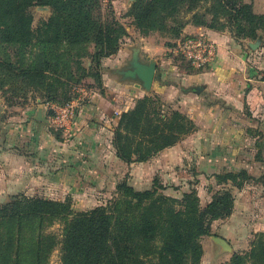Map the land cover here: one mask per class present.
Returning <instances> with one entry per match:
<instances>
[{
    "label": "trees",
    "instance_id": "obj_1",
    "mask_svg": "<svg viewBox=\"0 0 264 264\" xmlns=\"http://www.w3.org/2000/svg\"><path fill=\"white\" fill-rule=\"evenodd\" d=\"M203 3H210L203 12L198 9L190 20L179 19L182 10L191 12ZM34 4L52 9L50 17L36 28L31 27L28 11ZM100 8V0H0V44L16 47L18 55L29 52L32 57L29 66L21 69L0 59V88L8 85L7 78L22 77L27 88L44 92L43 104L69 102L74 97L58 76L59 61L62 55L89 44L96 51L82 70L96 63L95 77L99 81L101 58L115 53L126 34L117 21L104 20ZM129 14L143 33L167 29L178 38L191 22L213 30L229 27L236 39L250 40L258 31L264 38V15L253 13L243 0H137ZM218 18L223 19L221 27L216 26ZM75 62L82 64L78 59ZM158 97L136 98L133 107L121 113L112 142L116 156L125 163L147 161L195 129L193 120L177 109H162ZM216 178L221 182L232 180L239 186L250 179L245 170L224 172ZM116 193L119 195L108 207L80 212H72L66 201L21 194L20 199L0 207V227L8 217L21 222L24 216L59 217L64 223L61 264H199L203 254L200 237L209 233L212 220L229 216L234 206V197L227 190L215 193L202 207L194 192L185 193L177 202L158 194L155 188L135 190L122 181L116 185ZM22 231L19 223L18 251ZM34 244L40 262L39 234ZM251 257L253 264H264V248L260 244L253 248ZM241 259L232 257L235 262Z\"/></svg>",
    "mask_w": 264,
    "mask_h": 264
},
{
    "label": "rangeland",
    "instance_id": "obj_2",
    "mask_svg": "<svg viewBox=\"0 0 264 264\" xmlns=\"http://www.w3.org/2000/svg\"><path fill=\"white\" fill-rule=\"evenodd\" d=\"M137 0H100L101 17L105 20H115L121 24L126 34L119 40V46L115 53L104 56L100 60V75L97 81L96 71L97 64L93 63L92 67H88L83 72L88 63L93 60L92 55L96 51L93 44L85 45L82 50L73 49L66 55H62L59 61L58 76L61 81L67 84L69 94L73 99L80 98L84 102L88 94L92 91H100L103 84V73L110 71L115 73V76L122 80L125 84H133L139 82L131 78H126L120 73L121 70L129 67L133 50H139L143 54L144 61H149L147 52L153 50V58L157 62L155 77H159L166 82H181V78H194L195 81L184 86L190 96H195L196 93L202 92V85L195 78V75L202 71H209L211 66L203 69H195L191 67L183 58L177 55L174 51L176 41L185 35L187 26H194L191 22L187 23L184 28V34L181 37H176L169 30H152L143 33L134 23L132 15L129 14L131 6ZM249 4L253 13L264 15V0H243ZM210 3H203L197 9L191 12L182 10L180 17L182 20H190L192 14L199 9L203 12L206 6ZM32 16L31 27H38L43 21L47 20L52 9L49 5L34 4L28 9ZM206 19H210L206 15ZM173 23L172 21H170ZM217 27H221L223 19L218 18L216 21ZM177 24V23H176ZM195 27V26H194ZM204 27V26H203ZM209 29V28H208ZM213 30V29H210ZM218 32H228L232 35V30L229 27ZM195 33H187L193 35ZM260 40L259 45L250 50L247 44L241 43L248 53V57L256 60H264L263 53L260 52L262 44H264L263 32L258 31L256 37H250V42L255 43ZM249 41V40H248ZM120 50H122L120 52ZM218 53V52H217ZM256 56H255V55ZM155 57V58H154ZM0 59H7L16 68H26L32 62V57L29 52H23V55H18V50L14 46L0 44ZM79 60L82 64L79 66L75 60ZM165 59V60H164ZM118 63V67L114 68V64ZM37 66L42 67L41 61L36 62ZM8 81V85L0 88V143L7 141V134L10 127L19 126V123L24 124V117L30 118L34 116L37 110L41 108L44 112L41 116L45 117V123L40 124L45 126L47 132H53L59 137L64 135L50 126L47 122L49 108L43 104L44 92L34 90L26 86V81L22 77H15ZM160 82V81H159ZM158 84V83H157ZM131 87V86H130ZM158 86L156 85L155 88ZM60 91V95H61ZM143 96L158 97L155 91H144L141 88ZM167 95L169 101L178 98V94ZM212 94V93H211ZM68 96V95H67ZM64 97V96H62ZM159 98V97H158ZM165 98V97H164ZM205 104H211L210 97H205ZM162 109L177 107L176 105H168L167 101L160 99ZM166 100V99H165ZM164 102V103H163ZM196 102V101H195ZM194 102V103H195ZM264 113H261L259 120L262 118V123L256 122L257 117H252L250 121L257 128L264 130ZM239 127L246 128L249 123H243L241 117H236ZM39 120H35L38 123ZM203 124L201 126H207ZM242 125V126H240ZM59 132V133H58ZM200 135V134H199ZM192 134L186 138L175 150L166 156V164L161 165L159 160L153 162L151 166V174L145 178H139L132 173L133 167L124 166L123 176L114 182L106 180L98 183L91 182V191L78 193L75 196L68 195L62 198H47L49 200L68 202L72 212L90 211L97 207H108L109 203L116 199L119 195L116 193V185L125 181L135 190H145L155 188L158 194H164L168 197L175 198L177 202L183 199L185 193L194 192L199 198L200 206H205L212 196L218 191H230L234 197L233 211L229 216L217 218L211 221L209 233L200 237V243L203 248L199 264H253L251 252L253 248H264V132L254 133H237L236 154L233 148L224 145L215 144L211 137H222L227 139L225 134H211L205 137ZM231 134L229 135V137ZM201 138V140H199ZM233 138V136L231 137ZM207 139V140H206ZM234 155V156H233ZM220 160V162H219ZM157 162V163H156ZM245 168L250 179H245L240 186L232 180L221 182L216 178L217 174L224 172L239 173ZM221 172V173H219ZM216 173V174H214ZM262 175V178H261ZM260 176V177H259ZM259 177V179H258ZM238 181V180H237ZM102 185V186H101ZM103 187V192H99L95 187ZM21 193L5 196L0 194V207L7 205L21 198ZM42 198V197H38ZM10 206H12L10 204ZM19 223L23 226L22 238L20 239V250L17 247L16 230ZM1 241H0V264H61V246H62V231L64 223L59 217H51L46 215L43 218L24 216L21 220L8 217L1 224ZM41 236L40 262L36 258L37 248L34 244L36 236ZM214 237H219L229 245L230 248L223 247L219 242L214 240ZM237 255L241 260L232 261V257Z\"/></svg>",
    "mask_w": 264,
    "mask_h": 264
},
{
    "label": "crops",
    "instance_id": "obj_3",
    "mask_svg": "<svg viewBox=\"0 0 264 264\" xmlns=\"http://www.w3.org/2000/svg\"><path fill=\"white\" fill-rule=\"evenodd\" d=\"M200 32L207 34L217 44L218 53L209 71L195 75L203 87L202 92L196 93V100L192 98L195 96L188 95V91L183 89L195 81L190 76L182 77L181 82L176 83L155 77L151 88L168 105L177 104V107L172 108L193 120L195 129L192 132L147 161L128 164L119 159L112 142L115 127L121 113L133 107L134 100L143 95L141 88L136 87L135 83L125 84L115 73L106 71L103 73L101 90H91L86 100L80 104L70 133L56 137L53 132L44 130L45 126L40 125L45 123V117L39 115L44 113L41 108L31 119L25 116L24 124L19 123L17 128L10 127L7 141L0 143V194L9 196L21 193L29 197L51 199L75 196L94 189L91 182H114L121 178L125 165L133 167L132 173H136L139 178H145L151 174L154 161L161 158L159 163L166 164L163 159L192 134L205 137L227 133V139L213 136L211 140L220 145L221 149L224 145L233 148V153L236 154V150L240 148L235 140L238 132H264L250 124L252 117L258 118L255 123H262V118L259 120V117L264 113V60L248 57L241 44H247L252 50L248 39H236L228 32L205 27L185 28V34ZM260 46V52L257 53L264 54V46ZM144 55L152 59L153 50ZM139 56L144 61L141 51ZM118 65L116 63L113 67L117 68ZM171 93L179 95L173 101L174 104L166 98ZM205 97H210L212 103H203L202 99L206 101ZM38 116L43 119L37 118ZM236 117H241L243 123L246 120L245 123L250 126L239 127ZM36 119L39 120L38 123H35ZM205 123L210 125L201 126ZM101 186L95 187L100 193L104 189Z\"/></svg>",
    "mask_w": 264,
    "mask_h": 264
},
{
    "label": "built area",
    "instance_id": "obj_4",
    "mask_svg": "<svg viewBox=\"0 0 264 264\" xmlns=\"http://www.w3.org/2000/svg\"><path fill=\"white\" fill-rule=\"evenodd\" d=\"M173 49V52L195 69L211 66L217 59V44L202 32L179 38ZM82 101L76 98L64 104L46 103V107L50 110L47 118L48 124L58 131L70 133Z\"/></svg>",
    "mask_w": 264,
    "mask_h": 264
},
{
    "label": "water",
    "instance_id": "obj_5",
    "mask_svg": "<svg viewBox=\"0 0 264 264\" xmlns=\"http://www.w3.org/2000/svg\"><path fill=\"white\" fill-rule=\"evenodd\" d=\"M260 40L255 43L251 42V47L259 45ZM157 69V62L154 59H150L149 61H141L139 56V50H133L131 59L129 60V67L120 71L122 76L126 78H131L133 80H137L139 82H135V86L138 88H143L144 91L149 92L152 88L153 81L155 78V73ZM39 115H41L39 113ZM0 117H1V108H0ZM37 118L43 119L41 116ZM216 242H219L223 247L230 248L229 245L225 242V240L214 237Z\"/></svg>",
    "mask_w": 264,
    "mask_h": 264
}]
</instances>
